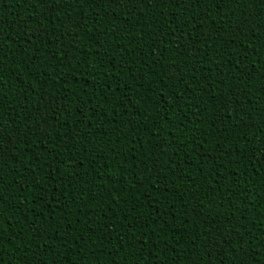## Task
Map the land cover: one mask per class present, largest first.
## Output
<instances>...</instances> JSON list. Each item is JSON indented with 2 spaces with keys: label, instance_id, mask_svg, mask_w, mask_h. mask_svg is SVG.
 Segmentation results:
<instances>
[{
  "label": "trees",
  "instance_id": "trees-1",
  "mask_svg": "<svg viewBox=\"0 0 264 264\" xmlns=\"http://www.w3.org/2000/svg\"><path fill=\"white\" fill-rule=\"evenodd\" d=\"M0 264H264V0H0Z\"/></svg>",
  "mask_w": 264,
  "mask_h": 264
}]
</instances>
